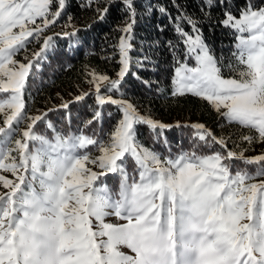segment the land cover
Here are the masks:
<instances>
[{
	"label": "snow or ice",
	"instance_id": "1",
	"mask_svg": "<svg viewBox=\"0 0 264 264\" xmlns=\"http://www.w3.org/2000/svg\"><path fill=\"white\" fill-rule=\"evenodd\" d=\"M122 2L129 21L121 30L126 35L120 40L119 79L91 74L98 105H117L122 119L107 141L83 133L67 137L57 133L50 141L36 134L35 126L46 113L27 116L24 90L31 71L38 70L39 62L54 48L53 37H44L40 51L32 59L25 57L27 63L15 57L27 51L30 37L38 39L56 23L66 0H0V92L10 93L0 100V114L5 117L0 127V173L15 177L0 174V186L7 189L0 194V264H264V154L246 157L244 151L229 149L224 138L204 125L194 124V140L199 143L177 156L161 157L137 142L136 126L145 125L153 132L167 126L139 114L131 103L101 93L104 81H108L105 92H118L129 69L128 41L137 11L134 0ZM92 3L98 0H88V6ZM173 5L177 8L175 31L185 46L186 59L193 58L197 64L177 69L173 95L187 92L208 101L230 123L255 130L256 141L264 143V6L249 3L239 18L224 12L225 27L249 33L237 36L238 51L233 55L244 66L238 70V80L221 75L202 39L198 19L177 0ZM224 5L225 0H201L199 10L207 17L211 9ZM108 10L97 8L99 19ZM153 11L152 5L146 9L149 15ZM158 11L173 19L166 7L159 6ZM100 117L97 111L88 124ZM25 120L29 123L22 138L9 148L12 135ZM245 139L251 143L253 138ZM37 143L40 147L35 148ZM215 145L220 151L198 152ZM91 148L100 155L92 158ZM13 151L19 153L18 159ZM129 156L139 176L131 183L126 169ZM236 161L258 164L260 170L253 177ZM88 164L101 171H93ZM117 172L122 177L118 199L106 184L96 183L101 176ZM254 179L258 182H251ZM111 215L126 223L105 222ZM121 246L135 255L124 254Z\"/></svg>",
	"mask_w": 264,
	"mask_h": 264
},
{
	"label": "trees",
	"instance_id": "2",
	"mask_svg": "<svg viewBox=\"0 0 264 264\" xmlns=\"http://www.w3.org/2000/svg\"><path fill=\"white\" fill-rule=\"evenodd\" d=\"M177 2L189 15L198 19L202 39L216 58L221 75L224 78L239 80L238 70L244 66L239 65L236 56L233 55L236 53L234 35L231 29L222 23L225 18L224 12L227 10L236 16L249 3L257 8L264 6V0H225L224 7L217 6L211 9L207 17L199 10L201 0ZM134 4L137 16L131 33L132 39L128 41L131 45L128 53V72L120 81L118 92L104 91L108 81L100 82V86L103 95L123 99L134 105L139 114L166 124L167 129L157 128L154 132L145 125H137V142L153 151H159V146L163 143L167 153L174 156L179 154L181 146L184 151H188L190 150L188 146L192 148L193 144L199 143L194 140V129L191 125L201 124L211 130L216 137L224 138L228 148L235 152L244 151L246 157L264 154V143L256 141L255 130L242 127L235 122L230 123L215 111L208 101L198 96L190 93L182 96L173 95L171 84L173 70L182 62L190 65L192 61L191 58L186 59L184 44L175 31L173 21L177 15V8L173 5V0H134ZM149 5L154 8L150 15L146 13ZM159 6L166 7L173 19L161 15L158 11ZM105 7L109 10L101 20L97 8ZM128 21L129 14L122 0H98V3H92L91 6H88V0H66L62 15L46 31L53 37L55 46L47 53L45 59L39 62L38 70L31 71L26 81L24 100L27 116L46 113L44 119L35 126L36 134L53 139L57 133L63 137L79 135L80 129V133L99 137L109 133V127L112 129L121 119L118 107L112 104L99 106L96 103L94 89H87L85 94L88 95L80 93L92 85L90 82L92 73L107 76L111 81L119 79L117 73L122 67L120 40L126 35L121 30ZM69 23L72 27L67 26ZM59 26L65 28L64 32H54V28ZM183 27L186 31H191L186 24ZM74 29H79L75 36L57 35L71 33ZM71 44H75V47H70ZM29 53L32 54L30 51ZM144 81L148 83L145 84ZM81 95H84V99L77 100L76 97ZM67 96L68 99L65 98ZM64 104L68 107L64 108ZM97 111L101 112V117L89 125L88 121L93 119ZM24 123L25 121L19 125V129ZM107 137L108 134L104 135L103 139L106 140ZM245 137H252V142L249 143ZM15 138H12L9 148H13L11 144ZM165 149L161 148V152L159 151L161 157L166 153ZM211 151H220L219 145L212 149H198L199 154ZM88 154L95 158L100 152L91 148ZM12 156L18 159L19 153L13 151ZM235 163L237 167L248 170L258 165L246 166L239 161ZM134 166L132 159L127 157L126 169L135 176ZM87 167L93 171L98 170V167L91 164ZM0 174L15 180L9 172ZM119 176V172L115 175L101 176L96 183L106 184L115 190ZM6 191L7 189L0 186V194Z\"/></svg>",
	"mask_w": 264,
	"mask_h": 264
},
{
	"label": "rangeland",
	"instance_id": "3",
	"mask_svg": "<svg viewBox=\"0 0 264 264\" xmlns=\"http://www.w3.org/2000/svg\"><path fill=\"white\" fill-rule=\"evenodd\" d=\"M53 11H54V7H53V9H52ZM243 10V9H242ZM241 10V11H242ZM241 11L236 15V16H234V17H236V18H239L240 17V15H241ZM38 23H40V20L38 19V21H37ZM29 27H32L31 25H29ZM72 27V26H71ZM50 28V27H49ZM230 28V27H229ZM231 29V31L233 32V35H234V51L235 52H237L238 51V49H237V47H236V45H237V43H238V41H237V36H239V35H243L244 37H248L249 36V33H247V32H245V33H243V34H240V33H238L237 31H235L234 29H232V28H230ZM64 30H65V28H63V26H59V27H56V28H54V32H64ZM13 31L14 32H18L19 31V29H13ZM46 31H47V29L43 32V34L38 38V39H32L31 37L29 38V40L31 41V43H29L28 44V46H27V51H21L20 52V54L17 56V57H15V59H17V60H19L20 62H22V63H27L28 62V60L27 59H25V57H27L28 59H32V57H33V53H35V52H38V51H40V48H41V45L43 44V39H44V37H46V36H50V35H48L49 33H46ZM185 47V46H184ZM29 51L30 52H32V54H30L29 53ZM185 51H186V49H185ZM191 60L192 61H190V65H188L186 62H182L181 64H179L174 70H173V75H172V91H174V89H176L177 88V85L176 84H174L173 83V81L174 80H176L177 79V69H179V68H181V65H187L188 67H196L197 66V64H196V61H195V59H193V58H191ZM5 79V82H6V78H4ZM93 80V77H90V82ZM100 87H102V86H100ZM87 89H94L95 90V85H94V83H92V85H90V86H87L86 88H85V90H84V92H81L80 94H85L86 92H87ZM86 91V92H85ZM95 93V99H96V91L94 92ZM187 93V92H186ZM191 94V93H190ZM8 95H10V93H2V92H0V100H2V99H4V98H6ZM70 96V95H69ZM69 96H67V97H65L66 99H68L69 98ZM65 99V100H66ZM113 99H116V100H120V98H113ZM96 103H97V100H96ZM98 104V103H97ZM117 106V105H116ZM118 107V106H117ZM121 119H122V113H121V117H120ZM0 119H2V124L0 125V127H2L3 126V121H4V119H5V117H4V115L3 114H0ZM226 119V118H225ZM227 120V119H226ZM228 121V120H227ZM29 123V121L28 120H25V123H24V126H23V124H22V126H21V128L19 129L18 128V130L12 135V138L13 137H16L15 138V140L16 139H20V138H22V132L26 129V127H27V124ZM117 124V123H116ZM115 124V125H116ZM238 124V123H237ZM115 125L113 126V128L112 129H110V127H109V131L111 132L113 129H114V127H115ZM166 125V124H165ZM81 132V130L79 129V131H78V133L79 134H81L80 133ZM109 132V133H110ZM16 134V135H15ZM85 135H87V136H90V137H93V135L91 136V135H88L87 133H84ZM108 134V133H107ZM106 134V135H107ZM194 137V136H193ZM94 138H96V139H101L100 137H97V135H95V137ZM15 140L13 141V143L11 144V147H13V148H15ZM104 140V139H103ZM108 140V137L106 138V140L105 141H107ZM193 141V140H192ZM198 141V140H197ZM38 147H40V146H38L37 144L35 145V148H38ZM160 147V152H161V148H163V149H165L166 148V146H165V144H163L162 143V146L160 145L159 146ZM35 148L33 149V150H35ZM188 149H191L190 148V146H188ZM166 150V149H165ZM159 151H156V150H154V152H156V153H158V154H160V152ZM184 151V148H182V146H181V149L179 150V154L180 153H182ZM168 151L166 150V153L164 154V156L163 157H174V156H177V155H179V154H177V155H174V156H170V154L169 153H167ZM167 154V155H166ZM161 155V154H160ZM169 155V156H168ZM203 155V154H202ZM130 157V156H129ZM131 159H132V162L134 163V167H136V176H135V178L136 179H139V176H138V172H137V166H136V164H135V162H134V160H133V158L132 157H130ZM241 168H243V167H241ZM243 169H246V168H243ZM247 171H248V173L250 174V175H252L253 177H255V174H256V172L258 171V170H260V167L257 165L254 169H246ZM101 170L98 168V170L96 171V172H100ZM234 171H236V168H234L233 169V172ZM130 174H131V172L128 170L127 171V175H128V177H129V182L131 183V181H132V179H133V174H131V176H130ZM120 178H119V181H118V184H117V188L115 189V190H113L110 186H108L107 185V187H108V189L110 190V192L112 193V195L115 197V198H119L118 197V192H119V186H120V182H121V179H122V177H121V175L119 176ZM251 182H258V180H256V179H254L253 181H251ZM119 221H123V223H126V221L125 220H120V219H118L117 217H115L114 215H112V216H108V217H106V219H105V222H107V223H112V224H117V223H119ZM104 239H106V238H104ZM121 252H123L124 254H126V255H129V256H134L135 254L130 250V249H128L127 247H124V246H121L120 247V249H119Z\"/></svg>",
	"mask_w": 264,
	"mask_h": 264
}]
</instances>
